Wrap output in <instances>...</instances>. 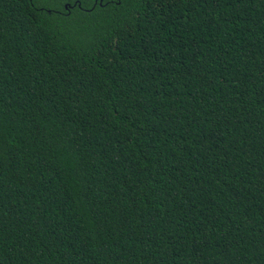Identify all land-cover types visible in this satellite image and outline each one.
I'll return each instance as SVG.
<instances>
[{"label":"trees","instance_id":"trees-1","mask_svg":"<svg viewBox=\"0 0 264 264\" xmlns=\"http://www.w3.org/2000/svg\"><path fill=\"white\" fill-rule=\"evenodd\" d=\"M0 264H264V0H0Z\"/></svg>","mask_w":264,"mask_h":264}]
</instances>
